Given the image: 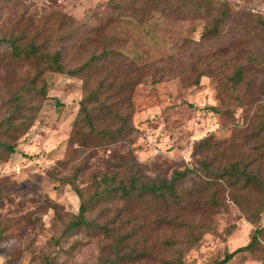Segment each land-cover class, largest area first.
<instances>
[{
  "label": "rangeland",
  "instance_id": "rangeland-1",
  "mask_svg": "<svg viewBox=\"0 0 264 264\" xmlns=\"http://www.w3.org/2000/svg\"><path fill=\"white\" fill-rule=\"evenodd\" d=\"M217 2L233 15L217 32L202 36L209 22L186 15L174 2L168 14L152 9L135 24L111 21L118 8L107 0H0V37L14 22L28 23V16L47 26L60 13L72 17L65 32L90 33L81 46L66 47L67 67L105 47L139 52V63L166 71L155 75L150 69L132 89L127 81L133 73L123 62L90 73L89 83L98 86L95 104H112L134 127L90 150L69 140L87 74L42 71V64L10 60L9 49L0 46V122L13 93L35 74L34 84L45 82L46 92L41 97L26 91L34 118L23 134L0 125V141L15 145L11 153L0 145V264H213L248 243L256 227L262 228L257 240L224 264H264V28L256 19L264 20V0ZM238 68L242 78L233 83ZM127 151L142 164L145 178L191 168L181 184L182 201L108 194L85 210L89 226L72 225L81 200L59 178H72L85 199L95 177L124 173L118 161ZM233 162L257 172L263 184L221 178V168ZM163 217L174 222L159 221ZM116 250L140 253L120 259Z\"/></svg>",
  "mask_w": 264,
  "mask_h": 264
},
{
  "label": "trees",
  "instance_id": "trees-1",
  "mask_svg": "<svg viewBox=\"0 0 264 264\" xmlns=\"http://www.w3.org/2000/svg\"><path fill=\"white\" fill-rule=\"evenodd\" d=\"M218 0H107V4L111 8H118L117 16L111 21L128 22L135 24H142L144 16L152 9L159 10L164 14L167 13V9L171 2H174V7L181 8L183 13L190 16H200L205 18L209 24L205 25V30L202 32V36L215 33L219 30L222 24L232 17L233 12L230 8L224 4L217 2ZM28 23L21 25L20 21L14 22L12 30L5 31L0 37V46H6L9 50L7 56L10 60H24L28 63H33L36 66L42 64L43 70H53L59 72H66L69 74H87V78L84 80V88L87 90L83 98L80 99V106L78 114L73 123V129L69 140L72 143H76L80 146L89 147L90 150L103 146L102 142L106 143L115 142L122 136L129 134L133 129V125L129 120L122 116L119 112L113 109V105L106 103V101L98 100V86H92L89 83L90 73L96 68H108L111 64L117 60L122 62L130 68L133 73V77L127 81L128 88L132 87L141 81L144 73H147L150 69H153V73L162 74L165 71L164 67L156 68L154 64L149 62H138L140 57L139 52L117 50L103 47L100 51H93L89 57L82 63L76 66L67 67L64 62V50L69 45L81 46L84 39L89 40L92 38L91 34L79 35L76 32H65V28L68 23L72 21L71 16H67L64 13H60L58 17L50 21L47 26L40 21L33 20V16ZM257 22L264 28V20L262 18H256ZM27 24V26H24ZM67 24V25H66ZM48 28V29H47ZM33 29V30H31ZM47 31L48 34L40 39V34ZM95 31V29H91ZM112 36H109L110 40ZM73 42L70 43L69 41ZM169 70L173 69H168ZM39 73L35 74L30 81V84H22L20 91L14 92L13 96L8 101V110L3 121L0 125L4 127L7 132H16V134H23L27 128L33 122V112H29L31 103L26 98V91L32 92L35 96L44 97L45 82L40 86L34 84L35 79ZM154 77V76H153ZM162 78V75L153 78V81H158ZM242 78L241 68L234 71L231 79L233 83H237ZM195 82H198L195 79ZM107 88V87H105ZM105 99V98H104ZM57 104L60 102L56 100ZM29 106V107H28ZM114 115L113 119L106 122V117ZM104 120V124L100 122ZM117 126H114L115 123ZM206 138H202L195 142V147L202 143ZM0 145L7 149L10 153L15 150V145L9 141H0ZM6 159V158H5ZM4 159V160H5ZM118 166L121 168V172L124 173L117 177L118 171H115L112 175L103 173L100 178L95 177L96 185L93 192L84 199V193L77 184L74 183L72 178L61 177L60 181L71 184L74 191L80 198L79 211L76 214V219L71 221L72 225L79 226L80 224L90 225L89 221L84 217V212L88 205L94 202L99 196L108 194L119 195L120 197L130 200L138 201L142 199H153L163 203L175 204V201L180 203L182 201L181 184L184 179L192 172L191 168L176 169L174 168L169 176L163 175L160 177L145 178V174L141 170L142 164L138 159L127 151L120 156ZM85 162L79 164L76 167L78 172L85 166ZM221 178H233L234 181L244 180L245 185L263 184V180L257 172L248 170L245 166L239 165L237 162L230 163L227 166H223L219 172ZM99 185H102L99 187ZM264 207V202L262 206ZM161 222L173 223L174 218L163 217ZM105 227H107L105 225ZM262 231L261 227H256L252 234V238L248 243L240 245L231 251H227L224 256L218 260H215L213 264H224L237 252L247 249L252 245L254 240H257L258 234ZM121 240V238L119 239ZM138 254L140 252L127 251L122 252L116 250L115 256L118 258L129 257L132 254ZM163 264H182L181 261L175 259H166Z\"/></svg>",
  "mask_w": 264,
  "mask_h": 264
}]
</instances>
